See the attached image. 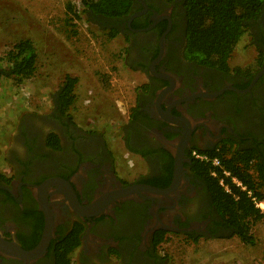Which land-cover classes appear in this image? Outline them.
Segmentation results:
<instances>
[{
  "label": "flooded vegetation",
  "instance_id": "flooded-vegetation-1",
  "mask_svg": "<svg viewBox=\"0 0 264 264\" xmlns=\"http://www.w3.org/2000/svg\"><path fill=\"white\" fill-rule=\"evenodd\" d=\"M143 1L147 7L134 0L126 20L97 22L124 36L126 60L142 81L121 121L119 149L107 128L84 127L62 112L60 89L46 112L20 109L16 123L0 126V264H59L56 246L75 229L80 245L69 264H167L161 234L231 233L194 152L252 155L264 166V74L252 85L264 70V8L248 31L254 59L222 70L189 55L184 0ZM124 155L138 168L127 167ZM174 182L168 194L144 189ZM128 189L135 192L125 195ZM48 223L47 250L22 256L37 249Z\"/></svg>",
  "mask_w": 264,
  "mask_h": 264
},
{
  "label": "rangeland",
  "instance_id": "rangeland-1",
  "mask_svg": "<svg viewBox=\"0 0 264 264\" xmlns=\"http://www.w3.org/2000/svg\"><path fill=\"white\" fill-rule=\"evenodd\" d=\"M73 3L80 17L69 24L67 6ZM118 33L110 37L90 22L81 0H0V70L9 67L6 56L19 41L29 39L37 50V71L31 79H0V126L16 123L20 109L49 110L52 97L71 76L78 84L70 114L84 127L107 128L109 145L116 151L121 121L127 119L142 82L126 60L128 43ZM250 44L246 33L233 53L232 66L254 59ZM126 158L127 167L138 168ZM252 234L254 246L231 234L197 242L169 237L158 253L165 255L167 264H264V221L252 228Z\"/></svg>",
  "mask_w": 264,
  "mask_h": 264
},
{
  "label": "trees",
  "instance_id": "trees-1",
  "mask_svg": "<svg viewBox=\"0 0 264 264\" xmlns=\"http://www.w3.org/2000/svg\"><path fill=\"white\" fill-rule=\"evenodd\" d=\"M81 5L88 20L97 24L98 17L126 20L133 13L134 0H81ZM184 5L187 10L189 55L215 68L229 70L232 55L243 36L248 33L250 23L261 15L264 0H184ZM75 9L74 3L68 4L69 24L80 17ZM103 29L108 31L110 37L119 32L116 29ZM6 62L9 67L0 70V79H31L37 71V50L33 42L24 39L16 43L8 52ZM77 84V78L67 76L59 88L57 104L63 113L69 111L75 103ZM209 154L219 157L224 168L247 188L243 191L227 180L231 186V193H227L219 186V179L211 176L212 168L209 165L197 164V170L215 185V205L230 229V234L237 236L243 244L254 246L256 240L252 228L263 222L264 216L252 203L248 192H253L260 199L264 198V166L254 163L257 158L252 155L229 157L227 152ZM79 234L80 230L75 229L57 244L59 264H69V255L80 245ZM166 240L161 234L157 244ZM190 240L197 242L194 238Z\"/></svg>",
  "mask_w": 264,
  "mask_h": 264
},
{
  "label": "built area",
  "instance_id": "built-area-1",
  "mask_svg": "<svg viewBox=\"0 0 264 264\" xmlns=\"http://www.w3.org/2000/svg\"><path fill=\"white\" fill-rule=\"evenodd\" d=\"M194 157L204 165H209L212 168L211 176L219 179L220 185L225 192L231 193V186L227 183V180H230L231 184L237 188H240L243 191L247 190L246 186H244L238 178L231 176L230 172L222 166L221 159L219 157H213L206 153L202 154L196 151L194 152ZM248 195L255 207L264 216V198L260 199L253 192H248Z\"/></svg>",
  "mask_w": 264,
  "mask_h": 264
},
{
  "label": "water",
  "instance_id": "water-1",
  "mask_svg": "<svg viewBox=\"0 0 264 264\" xmlns=\"http://www.w3.org/2000/svg\"><path fill=\"white\" fill-rule=\"evenodd\" d=\"M138 2H141L145 7H147V5L144 3L143 0H136ZM147 9V8H145ZM145 12H139V13H136L134 14L130 20H129V27L131 26V22L133 21L134 18H136L137 16L143 14ZM264 74V70L261 71L257 76L256 78L253 80L252 82V85L257 81L258 78H260L262 75ZM48 187V186H47ZM176 188V182L173 183L172 187L170 189H167V190H160V189H156V188H151V187H145L144 189H146L147 191L151 192V193H154V194H159V195H163V194H168L170 192H172L174 189ZM42 189V188H41ZM125 195H128V194H131V193H134L135 191L133 189H128L126 191H123ZM97 207H99L97 205ZM97 207L94 205L92 209H97ZM92 213V212H91ZM91 213H88L89 215ZM96 214L95 211H93V213L91 214L92 216H94ZM52 234H53V230H52V226L48 223L47 226H46V229H45V232H44V235H43V238L40 242V244L38 245L37 249L35 251H32V252H23L22 256H24L25 258H35L37 257L38 255L40 254H43L48 246H49V243H50V240L52 239Z\"/></svg>",
  "mask_w": 264,
  "mask_h": 264
}]
</instances>
